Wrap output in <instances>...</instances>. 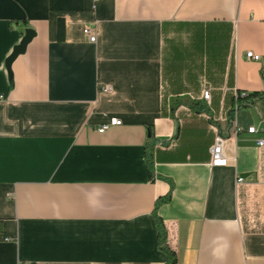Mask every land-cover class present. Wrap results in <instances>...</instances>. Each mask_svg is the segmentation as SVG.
I'll use <instances>...</instances> for the list:
<instances>
[{
  "label": "crops",
  "instance_id": "1",
  "mask_svg": "<svg viewBox=\"0 0 264 264\" xmlns=\"http://www.w3.org/2000/svg\"><path fill=\"white\" fill-rule=\"evenodd\" d=\"M263 67L264 0H0V264H264Z\"/></svg>",
  "mask_w": 264,
  "mask_h": 264
},
{
  "label": "built area",
  "instance_id": "2",
  "mask_svg": "<svg viewBox=\"0 0 264 264\" xmlns=\"http://www.w3.org/2000/svg\"><path fill=\"white\" fill-rule=\"evenodd\" d=\"M84 32L85 34L88 36L89 40L92 42H96L97 41V37H98V30H97V25L95 24L93 27H85L84 28ZM247 56L249 58H252L254 60H259L260 59V55L259 54H255L254 52H247ZM101 89L103 91L106 92H111L112 91V86L111 85H102ZM242 96L246 95V94H241ZM203 98L206 100V102L208 104L211 103V89L209 87H205L203 90V94H202ZM239 106L236 105V109ZM122 123V120L120 118L114 117L111 118L109 123H105L101 126L98 127V131L99 132H104L106 131L110 126L113 125H119ZM250 133H256L257 132V128L252 126L249 128L248 130ZM224 143H225V139L218 134L216 136L215 139V143L211 148V164L214 166H226L229 162V158L226 156L225 154V150H224ZM258 144L259 146H263L264 145V139H260L258 140ZM175 145L174 141H171L169 143H160L159 147L160 148H170L172 146ZM244 182V178L239 177L237 179V184L241 185Z\"/></svg>",
  "mask_w": 264,
  "mask_h": 264
},
{
  "label": "trees",
  "instance_id": "3",
  "mask_svg": "<svg viewBox=\"0 0 264 264\" xmlns=\"http://www.w3.org/2000/svg\"><path fill=\"white\" fill-rule=\"evenodd\" d=\"M61 36H62V28H61ZM263 78H264V67L261 70ZM264 98V93L262 94H249L242 96L240 93L237 95L235 100V106L238 105L239 107H245L250 106L255 103L256 100ZM236 109L234 108L229 116L230 119H234ZM147 164L149 168V173L151 177H154L153 175V152L151 149L147 150ZM169 196H166L165 198L159 200V201H165L168 200ZM158 223V240H159V247L164 250L168 255V264H177V256L176 254L169 248L167 244V238H166V230L163 225V221L161 218H157Z\"/></svg>",
  "mask_w": 264,
  "mask_h": 264
},
{
  "label": "water",
  "instance_id": "4",
  "mask_svg": "<svg viewBox=\"0 0 264 264\" xmlns=\"http://www.w3.org/2000/svg\"><path fill=\"white\" fill-rule=\"evenodd\" d=\"M33 35H34L33 30L28 29L24 39L22 40V42L15 48L13 54L8 58V60H7L8 65L13 61V59L19 53H21L25 50L27 43L32 39Z\"/></svg>",
  "mask_w": 264,
  "mask_h": 264
}]
</instances>
